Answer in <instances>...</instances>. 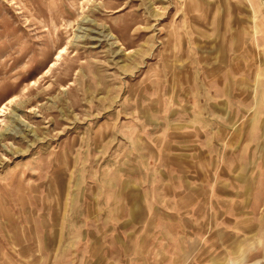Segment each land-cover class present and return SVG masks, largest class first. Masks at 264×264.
Segmentation results:
<instances>
[{"label":"rangeland","instance_id":"obj_1","mask_svg":"<svg viewBox=\"0 0 264 264\" xmlns=\"http://www.w3.org/2000/svg\"><path fill=\"white\" fill-rule=\"evenodd\" d=\"M0 264H264V0H0Z\"/></svg>","mask_w":264,"mask_h":264},{"label":"bare ground","instance_id":"obj_2","mask_svg":"<svg viewBox=\"0 0 264 264\" xmlns=\"http://www.w3.org/2000/svg\"><path fill=\"white\" fill-rule=\"evenodd\" d=\"M4 110H5V108H4V109H2L1 113H3V112H4Z\"/></svg>","mask_w":264,"mask_h":264}]
</instances>
